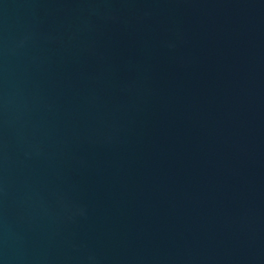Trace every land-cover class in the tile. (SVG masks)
Wrapping results in <instances>:
<instances>
[{"label":"water","instance_id":"water-1","mask_svg":"<svg viewBox=\"0 0 264 264\" xmlns=\"http://www.w3.org/2000/svg\"><path fill=\"white\" fill-rule=\"evenodd\" d=\"M0 264H264V0H0Z\"/></svg>","mask_w":264,"mask_h":264}]
</instances>
